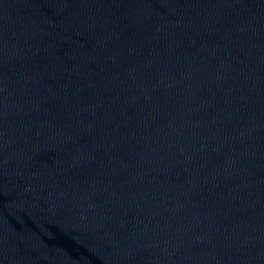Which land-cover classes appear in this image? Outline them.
Returning a JSON list of instances; mask_svg holds the SVG:
<instances>
[{"label":"water","instance_id":"95a60500","mask_svg":"<svg viewBox=\"0 0 264 264\" xmlns=\"http://www.w3.org/2000/svg\"><path fill=\"white\" fill-rule=\"evenodd\" d=\"M0 264H264V0H0Z\"/></svg>","mask_w":264,"mask_h":264}]
</instances>
